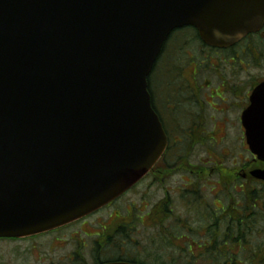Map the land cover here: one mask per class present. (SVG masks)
Wrapping results in <instances>:
<instances>
[{"label": "water", "instance_id": "obj_1", "mask_svg": "<svg viewBox=\"0 0 264 264\" xmlns=\"http://www.w3.org/2000/svg\"><path fill=\"white\" fill-rule=\"evenodd\" d=\"M263 23L264 0H0V239L77 221L149 173L167 138L148 78L175 29L227 47ZM243 125L264 162V110Z\"/></svg>", "mask_w": 264, "mask_h": 264}, {"label": "flooded vegetation", "instance_id": "obj_2", "mask_svg": "<svg viewBox=\"0 0 264 264\" xmlns=\"http://www.w3.org/2000/svg\"><path fill=\"white\" fill-rule=\"evenodd\" d=\"M199 47L197 54H189L191 62L183 68V79L179 85H173L177 75L158 76L154 81V109L169 139L164 155L149 176L115 201L78 222L45 234L58 233L78 225L71 233L70 240L61 246L69 250L58 258L57 264H183L178 263V259H194L184 264H207L210 255L228 256L227 252L222 251L220 233L211 235L212 226L262 222L248 217L244 203L240 211L236 207L232 209L233 213L228 215L232 216L230 219L222 218L221 214L223 182L227 185L226 189L234 186L237 190L235 186L239 185L240 190L237 191L247 197L253 194L256 180L250 175L254 169L249 167L257 162L255 157L252 156L251 162L240 172L237 167L240 161L238 154L232 159V148L221 150V157L233 163L226 166L223 173L220 164L213 160L218 156L207 152L202 158L195 154L198 145H204L205 141L217 147L226 137L233 141L232 147L238 148L236 142H239L244 149L247 148L242 116L246 111L264 110V24L258 31L228 48H212L202 42ZM212 59L217 63H212ZM192 65V75L187 74V68ZM169 67L173 68L174 64ZM199 74L202 75V83L198 82ZM166 77H169L168 81H165ZM230 131H239V134L233 139ZM195 158L197 161L194 164ZM176 168L183 170L180 176L183 184L179 187H174L173 182L175 174L172 171ZM184 176L188 177L186 182ZM147 181V187L154 186V203L149 210L150 222L142 225V228H137V223L143 224V218L134 213L137 210L134 204L130 209L126 208L125 216L115 212L114 217L111 215L105 224L97 222L96 230L94 224L83 226V223L123 200L127 194H133L135 188ZM202 185L219 189L216 192L210 190L212 202H204L201 221L194 223L178 213L192 210L199 215L198 200H202L201 195L205 192L200 189ZM217 202L221 207L217 206ZM235 216L241 218L235 219ZM202 222L207 227L196 230ZM219 228L215 232H219ZM138 231L141 237L133 238ZM191 233L198 234L194 236V241L190 238ZM245 242L244 239L236 243L235 250L230 251L233 258L228 264H241L236 257L243 255V250L248 248ZM197 258L199 263L195 261Z\"/></svg>", "mask_w": 264, "mask_h": 264}, {"label": "rangeland", "instance_id": "obj_3", "mask_svg": "<svg viewBox=\"0 0 264 264\" xmlns=\"http://www.w3.org/2000/svg\"><path fill=\"white\" fill-rule=\"evenodd\" d=\"M193 31V30H192ZM194 33V31H193ZM195 34V33H194ZM174 37V36H173ZM173 37L171 40L166 44L163 54L160 57L158 63L155 66V69L151 75V82L153 85V97H154V81L159 76H176L177 78L174 81L173 85L177 86L180 84V81H182V74H183V68L186 67V65L191 62L189 54L195 53L197 54L198 48L200 49L199 45L201 44L198 39L192 35L191 32H189L186 35L176 36L174 39ZM168 45V46H167ZM212 63L216 64L217 61L215 59L211 60ZM170 64H174V67H169ZM165 65L166 67L165 69ZM193 66V67H192ZM187 68V74L192 75L194 65H192ZM167 70V72H165ZM165 72V73H164ZM163 74V75H162ZM199 76V83H202V75ZM161 81H158L160 83ZM164 83H162V86ZM185 95V94H184ZM208 133L211 134L210 131ZM230 136L234 139L236 136H238L239 131H230ZM230 138H225L222 145L214 147L209 144L208 141L204 142V145H198L196 154L199 157L204 158L207 155V152L210 154H214L215 156H218L217 159L213 158V160L220 164L221 167L231 166V163H228V160L222 156L221 157V150L230 149L232 148L233 152V158L236 157L238 154V157L240 158V161H238V170L242 172L244 169V166H247L249 162L252 160V155L248 152L247 148L244 149L243 146L236 142L238 145V148L232 147ZM229 158V157H228ZM197 161V158L193 160V163L195 164ZM264 168L263 164H259L258 162H255L254 165L250 166L249 169H261ZM195 171V168H193ZM181 170L180 168L174 169L172 171V174H175L173 178L174 187H179L183 183L180 180L181 176ZM171 174V175H172ZM184 181H187L186 176L183 177ZM148 181L144 183L143 185H139L137 188L133 190V194L129 193L127 194L123 200L115 204L113 207L109 208L107 211L103 212L102 214L94 217L93 219H90L89 221L83 223V226L86 227L88 224H94V229H98L97 222L105 224V222L108 220V218L112 215V218L114 217V213H119L121 216L126 215V208L130 209L131 204H134L135 207H137V210L134 211L135 214L140 215L143 218V224L137 223V228H142V225H146L148 222H150L151 215L149 213V210L151 209L152 204L154 203V186L147 187ZM186 185V184H185ZM237 190H240L239 185L235 186ZM201 191H205L201 197L202 200H198V204L200 206L197 207V212L199 215L196 214L195 211L190 210L185 211L180 214L182 217H188L190 218L191 222H198L201 221L202 213H203V204L204 202H212V197L210 190L213 189V192L218 191L219 187H211L202 185L200 186ZM235 191L233 188L230 190H226L225 183L222 184V206L223 203L225 205H228L227 203L231 200L230 205L232 202L236 203H242L244 202L243 194L239 191ZM147 204V206H146ZM217 206L221 207L220 203L217 202ZM105 220V221H104ZM78 227L72 226L67 229L62 230L58 233H52L49 235L41 236L40 238L36 239H30V240H0V264H57L58 258L61 255H64L69 249L67 248H61L62 245L66 244L70 240L71 233ZM92 231V230H91ZM92 233H96V231H93ZM195 233H191L190 238L191 240L194 239ZM141 237L139 231L136 235H133V238ZM137 245L134 246L136 248ZM194 251H196L194 249ZM177 262L179 263L180 260L178 259Z\"/></svg>", "mask_w": 264, "mask_h": 264}, {"label": "trees", "instance_id": "obj_4", "mask_svg": "<svg viewBox=\"0 0 264 264\" xmlns=\"http://www.w3.org/2000/svg\"><path fill=\"white\" fill-rule=\"evenodd\" d=\"M169 77L165 78V81H168ZM162 79V77H161ZM149 90L150 93H153V85L151 82V78H149ZM154 98V97H153ZM244 202L240 203L239 205L235 206L237 209H241V204L244 203V211L248 212L251 219H255L256 221H262V222H249V223H241V224H230V223H224L221 224L219 227L212 226V234L211 235H217L216 233H220L221 236V245H222V251L227 252L228 256H222L217 257L215 255H210L207 259V264H228L231 263L233 258V252L235 250V245L239 241L246 240V245L248 248L243 250V255L237 256V261L241 264H264V182H255L254 184V192L250 196H243ZM248 198V199H247ZM231 200L227 203L228 205H225L223 203V213L222 218L224 219H230L232 216H228L230 212L233 213V207L230 206ZM232 210V211H231ZM243 211V207H242ZM241 211V212H242ZM239 212V213H241ZM210 216H207L206 218H209ZM229 217V218H228ZM241 217L235 216V219H239ZM254 220V221H255ZM251 221V220H250ZM202 227H207L204 222H202L199 225H197L196 230L203 229ZM220 229L219 232H215L217 229ZM198 234H195V237H197ZM240 235L243 237L241 238ZM236 237V238H235ZM238 237V241H237ZM214 245V243H213ZM230 252V253H229ZM235 257V256H234ZM187 259V258H185ZM179 263H190L194 261V259H179ZM197 263H199V258L195 259Z\"/></svg>", "mask_w": 264, "mask_h": 264}]
</instances>
